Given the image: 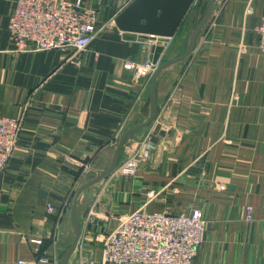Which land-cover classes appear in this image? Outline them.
I'll return each mask as SVG.
<instances>
[{
  "label": "crops",
  "instance_id": "1",
  "mask_svg": "<svg viewBox=\"0 0 264 264\" xmlns=\"http://www.w3.org/2000/svg\"><path fill=\"white\" fill-rule=\"evenodd\" d=\"M84 1L98 8V25L126 5ZM13 5L0 0V115L20 118L21 130L0 172V264H52L40 255L60 264L74 237L69 206L77 189L110 163L120 135L149 116L152 77L126 63L150 59L161 42L114 24L78 63L68 50L15 51ZM263 15L264 0H218L192 53L158 75L156 116L125 139L116 169L79 196L82 230L68 264H113L102 259L105 236L119 215L141 206L202 208L206 236L193 264H264ZM194 21L192 10L160 61L184 52ZM148 137L149 160L135 175L120 172ZM34 238L42 240L39 253Z\"/></svg>",
  "mask_w": 264,
  "mask_h": 264
},
{
  "label": "built area",
  "instance_id": "2",
  "mask_svg": "<svg viewBox=\"0 0 264 264\" xmlns=\"http://www.w3.org/2000/svg\"><path fill=\"white\" fill-rule=\"evenodd\" d=\"M126 4L131 0H125ZM99 11L84 0H14L9 15V39L15 51L60 49L72 51L70 60L80 61L94 39L110 25L114 18L98 25ZM258 48L264 53V15L257 27ZM127 66L139 74L153 76L157 64L151 59L143 62L128 61ZM21 130L18 117L0 115V172L7 166L17 145ZM155 149L151 137L144 140L140 153L128 158L118 169L135 175L140 162H147ZM56 211L58 217L65 209ZM251 210V207L249 206ZM116 226L109 231L103 245V261L113 264H193L194 256L206 236L207 219L200 207L179 211L167 208L151 210L144 206L118 216ZM36 253L41 239H32ZM40 263L58 264L53 255H40ZM17 264H31L19 258Z\"/></svg>",
  "mask_w": 264,
  "mask_h": 264
},
{
  "label": "water",
  "instance_id": "3",
  "mask_svg": "<svg viewBox=\"0 0 264 264\" xmlns=\"http://www.w3.org/2000/svg\"><path fill=\"white\" fill-rule=\"evenodd\" d=\"M205 1H208L207 8L205 13L200 16V8ZM217 1L218 0H131L114 17L115 23L119 29L137 32L141 36L157 39L161 42L151 45L150 59L157 64V68L152 76L150 88V112L147 119L129 127L120 135L116 142L115 151L110 163L100 168L97 175L90 177V179L77 189L72 204L69 206V217L74 231V237L69 247L62 255L60 264H68L70 257L77 247L81 234L82 228L78 214V200L80 194L87 187L99 182L116 169L119 153L125 139L134 131L144 127L154 119L157 112L156 86L158 75L166 67L184 60L192 53L197 37L211 17ZM192 10L195 21L188 35L184 52L176 57L160 61L161 54L166 49V44L170 41V38L176 34Z\"/></svg>",
  "mask_w": 264,
  "mask_h": 264
},
{
  "label": "rangeland",
  "instance_id": "4",
  "mask_svg": "<svg viewBox=\"0 0 264 264\" xmlns=\"http://www.w3.org/2000/svg\"><path fill=\"white\" fill-rule=\"evenodd\" d=\"M115 175H117V176H115L114 179H117V177L120 176V175H119V172H117ZM195 255H196V254H195ZM194 257H195V256H194Z\"/></svg>",
  "mask_w": 264,
  "mask_h": 264
},
{
  "label": "bare ground",
  "instance_id": "5",
  "mask_svg": "<svg viewBox=\"0 0 264 264\" xmlns=\"http://www.w3.org/2000/svg\"><path fill=\"white\" fill-rule=\"evenodd\" d=\"M102 257H103V254H102Z\"/></svg>",
  "mask_w": 264,
  "mask_h": 264
}]
</instances>
